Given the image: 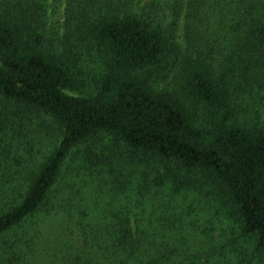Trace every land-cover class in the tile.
Listing matches in <instances>:
<instances>
[{
    "label": "trees",
    "instance_id": "obj_1",
    "mask_svg": "<svg viewBox=\"0 0 264 264\" xmlns=\"http://www.w3.org/2000/svg\"><path fill=\"white\" fill-rule=\"evenodd\" d=\"M8 2L16 3L4 0L0 14V172L14 174L0 181V247L20 228L30 251L41 236L33 220L77 161L110 168L116 196L80 230L85 250L100 235L102 260L73 252L63 264H264V121L239 122L232 95L234 81L264 80V0H112L106 11L84 10L85 40L104 58L94 85L75 54L31 42L20 28L27 14H10ZM34 123L58 138L36 175L15 186L8 140H27ZM24 258L16 264H30Z\"/></svg>",
    "mask_w": 264,
    "mask_h": 264
},
{
    "label": "rangeland",
    "instance_id": "obj_2",
    "mask_svg": "<svg viewBox=\"0 0 264 264\" xmlns=\"http://www.w3.org/2000/svg\"><path fill=\"white\" fill-rule=\"evenodd\" d=\"M111 1L15 0L14 5L10 2L8 5L11 6V9L16 7L21 14L24 12L27 14L26 22L21 21L20 28L29 34L28 39L31 42L41 38L44 45L55 48L59 54L65 52L75 54L80 60L77 61L78 66L83 67L89 77L87 80L91 85H94L95 78L104 71V58L103 53L93 49L92 45L85 40V23L87 20L83 11L87 10L88 12L91 9L96 13L100 9L106 11V6ZM132 1L138 7H145L150 0H121L123 4ZM3 2L4 0H0V14L5 15ZM14 13H16L15 9L10 12V14ZM181 34L179 29L177 35L180 36ZM232 95L239 122L248 126H255L264 121V80L258 75H254L249 81H234ZM30 131L34 133L29 132L25 141L18 133L12 135L8 140L9 145L12 146L10 150L13 155L11 161L15 166L17 165L18 175H16L15 186L17 183L19 185V182H27V179H32L36 175L39 166L45 157L51 153L53 144L58 138L55 131L51 129L48 130V134L46 130L45 132H38L35 123L30 127ZM112 154H114L115 159L121 160L120 151L114 150ZM128 161L124 160L123 162L130 164ZM70 162L62 169L51 201L45 207L47 212L39 214L33 220L35 229L37 228L41 236L30 241L32 246L27 253L26 248L22 245L24 242L21 238L22 229L16 230L18 232L16 238H14V233L5 235L3 239L5 245L0 247V256L3 260L0 264H16V260H22L21 257L26 259L24 258L25 255H29V259L26 261L30 264L35 262L46 264L50 261L53 264H63L62 260H66L67 253L72 255L74 252L75 256L78 257L82 252L88 251H91V260H102L96 250L97 239L100 242V235L91 244V248L85 250L86 243L80 230L93 228L98 221L99 207L107 208L110 198L116 196L111 191L109 175L105 173L110 168L106 167L104 170H100L96 167L90 168L91 166L83 163L86 165L84 166L77 161ZM10 174H14V172L8 170L0 172V181H9ZM3 176H5L4 179H2ZM69 191L74 195H71ZM165 195L168 194L164 190L160 196ZM117 202L118 200L115 198L113 210H116ZM215 207L217 209L216 204ZM210 210L211 207H209ZM205 221L208 219L205 218ZM14 241H16L17 247L12 244ZM8 245L13 247L8 248ZM3 250L8 251L10 255L7 253L4 255ZM48 251L53 254H47ZM12 253L16 254L18 259H14ZM85 258L84 256L83 260ZM20 262L22 264V261Z\"/></svg>",
    "mask_w": 264,
    "mask_h": 264
}]
</instances>
